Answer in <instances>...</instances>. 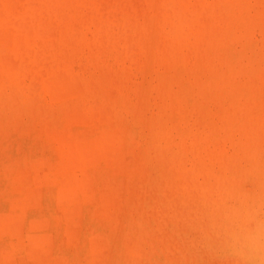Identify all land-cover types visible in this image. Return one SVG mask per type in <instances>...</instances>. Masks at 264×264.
Segmentation results:
<instances>
[{
  "label": "rangeland",
  "instance_id": "obj_1",
  "mask_svg": "<svg viewBox=\"0 0 264 264\" xmlns=\"http://www.w3.org/2000/svg\"><path fill=\"white\" fill-rule=\"evenodd\" d=\"M0 264H264V0H0Z\"/></svg>",
  "mask_w": 264,
  "mask_h": 264
},
{
  "label": "bare ground",
  "instance_id": "obj_2",
  "mask_svg": "<svg viewBox=\"0 0 264 264\" xmlns=\"http://www.w3.org/2000/svg\"><path fill=\"white\" fill-rule=\"evenodd\" d=\"M15 73H16V72H15ZM18 74H19V73H18ZM47 95H48V93H47ZM48 96H49V95H48ZM48 98H49V97H48ZM56 189H57V188H56ZM83 217H84V216H83ZM90 217H91V216H90ZM27 219H28V218H27ZM85 220H86V219H85ZM29 222H30V221H29ZM100 222H101V221H100ZM29 226H30V225H29ZM58 226H60V225H58ZM102 226H103V225H102ZM12 229H14V228L12 227ZM31 230H32V228H31ZM33 230H34V229H33ZM61 231H62V230H61ZM60 233H61V232H60ZM60 233H59V234H60ZM62 233H63V232H62ZM57 235H58V234H57ZM86 235H87V234H86ZM87 236H88V235H87ZM84 237H85V236H84ZM2 243H3V242H2ZM89 244H90V243H89ZM89 244H88V245H89ZM84 247H85V246H84ZM85 248H87V247H85Z\"/></svg>",
  "mask_w": 264,
  "mask_h": 264
}]
</instances>
